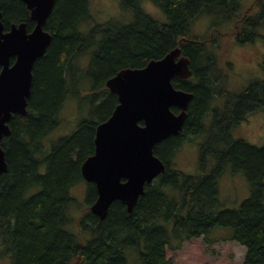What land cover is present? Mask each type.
<instances>
[{
    "label": "trees",
    "instance_id": "16d2710c",
    "mask_svg": "<svg viewBox=\"0 0 264 264\" xmlns=\"http://www.w3.org/2000/svg\"><path fill=\"white\" fill-rule=\"evenodd\" d=\"M142 1L122 3L133 12L129 23L109 19L86 31L89 0L55 1L45 24L52 40L35 61L27 112L12 118L11 133L0 141L7 162L0 175V236L5 252L11 253L9 264H131L132 254L140 264H174L168 248H182L184 241L197 237L213 243L210 235L216 226L230 228L229 238L244 246L241 264H264V144L232 136L249 114L264 112V79L251 80L239 93L223 89L224 103L211 109L224 76L217 54L190 34L191 22L200 15L234 19L240 0H151L162 8L166 22L145 12ZM0 6L5 29L23 21L32 28L22 0H0ZM263 17L264 3L260 15L247 17L236 41H253ZM175 46L190 58L193 74L174 77L172 83L193 96L179 134L154 147L165 172L145 184L131 212L115 200L103 219L89 210L97 192L88 182L87 208L72 218L75 199L69 189L83 181L80 165L94 152L96 126L118 103L106 80L122 68L143 67ZM76 66H84L91 80L89 115L70 134L43 146L42 139L60 124V113L73 95ZM196 136H201L199 171L174 169L175 151ZM228 165L242 170L249 183V195L238 208L223 207L218 198V179Z\"/></svg>",
    "mask_w": 264,
    "mask_h": 264
},
{
    "label": "water",
    "instance_id": "95a60500",
    "mask_svg": "<svg viewBox=\"0 0 264 264\" xmlns=\"http://www.w3.org/2000/svg\"><path fill=\"white\" fill-rule=\"evenodd\" d=\"M35 21L29 31L25 22L5 30L0 6V141L10 132L12 112H26L31 92L32 68L51 39L43 28L55 0H23ZM15 60L10 66V58ZM190 59L180 46L139 68H122L109 77L106 87L117 95L110 116L95 129L94 152L80 165L85 181L93 183L97 196L90 211L103 219L110 204L120 200L131 212L145 184L165 171L154 147L177 135L187 117L192 92L175 88L173 77L191 76ZM177 107L176 113L172 110ZM7 171L0 145V175Z\"/></svg>",
    "mask_w": 264,
    "mask_h": 264
},
{
    "label": "rangeland",
    "instance_id": "374dc122",
    "mask_svg": "<svg viewBox=\"0 0 264 264\" xmlns=\"http://www.w3.org/2000/svg\"><path fill=\"white\" fill-rule=\"evenodd\" d=\"M125 0H89L90 22L83 27L86 31L89 27L109 19L120 24L129 23L133 18V12L124 8ZM240 0V12H248L249 16L260 15L263 12L264 0ZM122 4V5H121ZM143 10L160 22L168 21L162 8L151 0L141 2ZM262 24L258 26V36L253 41L239 43L229 36L236 31V20H224L214 15H200L190 24L191 37L201 40L210 39L214 44L207 43L212 52L216 53L219 63L231 62L229 71L224 75L222 85L218 87L220 94L213 100L210 108L220 107L226 96L221 93L224 89L231 93H239L253 79H264V17ZM118 24V25H120ZM212 32V33H211ZM86 61V60H84ZM73 69V95H69L68 103L60 113V124L50 132L42 144L48 145L50 141L70 134L77 123L89 112L86 110L90 100V79L86 75L84 66ZM83 69V70H82ZM71 74V73H70ZM92 87V85H91ZM212 110L205 118L209 123ZM232 136L243 139L251 144L261 146L264 144V112L258 111L249 114L246 119L237 124L232 130ZM48 140V141H46ZM201 136L187 138L181 143L172 157L171 164L185 174H193L199 171L198 154ZM88 182L81 181L72 185L70 195L75 199L74 206L70 208V216L78 218L87 208ZM218 198L223 207L238 208L242 201L248 197L250 189L247 177L242 170H233L226 166L218 179ZM76 227V224L72 226ZM230 228L216 226L211 232L210 238L215 240L207 243L203 237L192 238L184 241L183 247L178 249L168 248L166 253L174 264H241L245 248L238 242L229 238ZM131 264H140L139 257L130 256ZM0 264H4L0 257Z\"/></svg>",
    "mask_w": 264,
    "mask_h": 264
},
{
    "label": "flooded vegetation",
    "instance_id": "af4514ba",
    "mask_svg": "<svg viewBox=\"0 0 264 264\" xmlns=\"http://www.w3.org/2000/svg\"><path fill=\"white\" fill-rule=\"evenodd\" d=\"M56 1V0H55ZM55 1H54V4H55ZM22 2L24 3V1L22 0ZM54 4H53V6H54ZM24 5H25V7H26V4L24 3ZM27 8V7H26ZM28 9V8H27ZM52 9H53V7H52ZM52 9H51V12H52ZM51 12H50V14H51ZM50 14L47 16V18H46V21H45V23H44V25H43V28L46 30V31H48L50 34H51V39H50V41H49V43L51 42V40H52V33L49 31V30H47V28H46V26H45V24H46V22L48 21V19H49V17H50ZM28 15H29V19L31 20V22H32V24H33V26H32V28L34 27V25H35V21L34 20H32L31 19V17H30V11H28ZM247 17H249V14L248 13H244V12H239L238 13V15L234 18V19H232V20H236V23H235V26L234 27H236V31H235V29H234V31L233 32H230L229 33V36L230 37H232L234 40H237V38H238V36L240 35V33H241V27H242V25H243V23L247 20ZM23 22H25V21H23ZM26 23V22H25ZM26 26H27V23H26ZM31 28V29H32ZM5 29V28H4ZM28 29V28H27ZM30 29V30H31ZM6 30V29H5ZM29 30V29H28ZM29 30V31H30ZM210 37H211V35L205 40L204 39V43H211V44H214L212 41H211V39H210ZM49 45V44H48ZM47 45V46H48ZM46 49H47V47H46ZM46 51V50H45ZM44 54H45V52H44ZM43 54V55H44ZM42 55V56H43ZM42 56H40V57H42ZM39 58V57H38ZM14 60H15V58L14 57H11L10 58V61H9V65L11 66L12 64H13V62H14ZM37 60V59H36ZM35 60V61H36ZM217 64H218V66H219V68L221 69V71H222V74H223V76L224 75H226L227 73H228V71H229V65L231 64V62H229V61H226V64H223V63H219V60H218V58H217ZM34 64H35V62H34ZM33 67H34V65H33ZM1 71H2V65H0V73H1ZM192 74H193V72H192ZM175 78H177V77H175ZM178 79H182V78H178ZM33 81H34V69L32 68V85H31V91H32V86H33ZM30 94H31V92H30ZM30 96V95H29ZM174 108H176L177 110H178V108L177 107H174ZM18 114H26V112L25 113H21V112H12V114H11V117H10V119H9V121L7 122V124H8V126H9V128H10V132H9V134L11 133V126H10V124H11V120H12V118H14L15 116H18ZM9 134H7L6 136H4V137H7ZM3 137V138H4ZM2 138V139H3ZM10 252H5V247L3 246V240H2V237L0 236V257H1V260L4 262V264H9L10 263Z\"/></svg>",
    "mask_w": 264,
    "mask_h": 264
}]
</instances>
